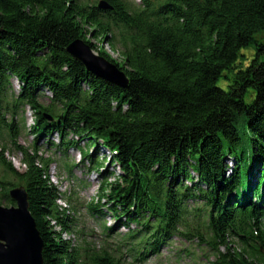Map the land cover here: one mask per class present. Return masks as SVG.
I'll use <instances>...</instances> for the list:
<instances>
[{
  "label": "trees",
  "instance_id": "trees-1",
  "mask_svg": "<svg viewBox=\"0 0 264 264\" xmlns=\"http://www.w3.org/2000/svg\"><path fill=\"white\" fill-rule=\"evenodd\" d=\"M107 1L114 11L89 0H0V204L15 205L9 190L25 186L44 264H120L88 242L63 240L72 218L59 210L49 161L12 143L21 129L3 119L29 106L33 131L39 138L57 133L58 149L78 148L74 136L118 151L120 174L112 182L103 163L81 152L105 178L99 201L89 206L95 215H104L107 199L117 226L137 225L129 235L147 236L150 249L175 235L199 237L214 255L210 264H264V201L252 198L264 182V0H142L137 8ZM88 36L120 47L121 60ZM78 39L127 74L126 90L67 53ZM12 77L22 84L10 99ZM44 91L52 94L48 104L40 101ZM12 152L22 153L24 171L7 159ZM189 202L203 206L189 209ZM189 211L208 216L207 234L178 232Z\"/></svg>",
  "mask_w": 264,
  "mask_h": 264
},
{
  "label": "rangeland",
  "instance_id": "rangeland-1",
  "mask_svg": "<svg viewBox=\"0 0 264 264\" xmlns=\"http://www.w3.org/2000/svg\"><path fill=\"white\" fill-rule=\"evenodd\" d=\"M89 1L97 5L100 0H89ZM126 1L132 6H135V4L138 6L141 5V0H126ZM88 40H91L93 44L97 45L98 47L104 46L105 47L104 50L108 54H110L112 59L117 60V61L121 60V55H120L121 49L120 48H117L116 51L113 52L110 49V46L104 42L101 44L99 40L97 41L96 39H93V38L92 39L89 38ZM244 52L248 58H251L253 56V50H247ZM20 86H21V83L17 81V79L11 80V91L9 92L10 97L15 96L20 91ZM45 94L46 96L43 102L48 103L49 98L51 96H50V93H48L47 91H45ZM25 112L26 113L24 114L23 119L26 123V128L24 130L25 133L20 137L19 143L24 147L25 146L32 147L36 143L38 150H40L42 154L53 157L56 164L50 170V178H51V182L58 189V192L59 193L66 192L67 194H69L75 188L79 187L80 186L79 184H82L81 186H83L82 188L84 189L82 196L84 197V200H87L88 202H90L98 198V192H99L100 186L104 183V178L99 176L96 172L90 173L89 171L90 162L89 161L83 162V160H81L79 150H76V149L68 150L66 154L64 155L60 151L57 152L58 149L56 147L48 146L47 143L49 140H51L53 143L59 142V137L57 136V134H53L51 137L38 138L34 133H32L31 128H33L35 125L34 120H33L34 116L32 114V111L29 108H27V110L25 108ZM20 119H22V111L20 112ZM5 120L11 121L13 120V118L10 115H6ZM16 124H19V123H16ZM69 138L70 139L74 138L75 140H78L77 138L73 136H70ZM79 146L80 148L85 150L88 147L87 141L86 140L80 141ZM90 149L91 151H95L94 147H90ZM95 155H96V159H98L99 161H102V159L106 157L104 172H106V175L110 177V180L113 181L115 177L120 174V170L116 163L111 162L110 152L106 151L102 146H99L97 153ZM22 158L23 157L20 154L18 155L14 154V157L9 156V159L12 161L15 168H17L19 171H23L25 169V167L21 163ZM66 162L70 165L76 166L75 168H73L74 170H73L72 175H69L66 171L63 170ZM229 163H230V167H232L233 163L231 162ZM79 201L83 202L82 199H80ZM64 203L68 207L71 206L64 201L58 202V204H60L61 207H65ZM103 203H106V201H104ZM195 206L196 205L194 203L192 202L189 203V207L191 209L194 208ZM198 207H201V204L198 205ZM77 217H78V221L80 218L82 226L93 227L92 219L88 217L84 212H82L81 215L76 216V218ZM104 218L108 225L115 224V219L112 216H110L109 213L108 214L106 213ZM132 228L137 230L136 226ZM122 230L124 231L123 228ZM124 232L126 233L127 229ZM70 235L65 236V238L67 240L69 239L74 240L76 236L74 237L73 235L71 236ZM76 239L78 240L77 237ZM196 244L197 242L190 244L189 242L187 243L184 240L174 238L170 248L166 247V249L164 250V254H166V258H164L160 264H207V255L209 254V252L207 251L206 248L197 247ZM186 248L191 250L193 255L192 256H182V257L180 256L181 258H178L177 257L178 251H180L181 249H186ZM152 260L154 259L150 260L151 261L150 264H158L157 261H152Z\"/></svg>",
  "mask_w": 264,
  "mask_h": 264
},
{
  "label": "water",
  "instance_id": "water-1",
  "mask_svg": "<svg viewBox=\"0 0 264 264\" xmlns=\"http://www.w3.org/2000/svg\"><path fill=\"white\" fill-rule=\"evenodd\" d=\"M99 7L112 9L107 2H101ZM67 52L97 78L118 87H128L127 74L95 54L83 40L70 44ZM10 195L18 206L10 209L0 206V264H44V242L29 210L28 194L20 187Z\"/></svg>",
  "mask_w": 264,
  "mask_h": 264
},
{
  "label": "bare ground",
  "instance_id": "bare-ground-1",
  "mask_svg": "<svg viewBox=\"0 0 264 264\" xmlns=\"http://www.w3.org/2000/svg\"><path fill=\"white\" fill-rule=\"evenodd\" d=\"M87 38L89 39L90 36H88ZM78 40H82V39H78ZM83 41H84V40H83ZM90 41H91V40H90ZM97 41H98V40H97ZM91 42H92V41H91ZM72 43H73V42H72ZM72 43H71V44H72ZM104 43H106L107 45H109V42H108L107 40H105ZM96 46H97V45H96ZM101 46H102V45H101ZM110 46L112 47V45H110ZM97 48L99 49L100 47L97 46ZM98 49H97V50H98ZM97 50L92 49V51H94V53H97V52H98ZM70 56H71V55H70ZM71 57H72V56H71ZM72 58H73V57H72ZM81 65H82V64H81ZM82 66H83V65H82ZM83 67H84V66H83ZM84 68H85V67H84ZM123 72H124V71H123ZM127 77H128V76H127ZM120 88H121L122 90H126V89H127V88H125V87H120ZM130 228H132V226H130ZM128 230H129V229H128ZM135 231L138 232L139 230H135Z\"/></svg>",
  "mask_w": 264,
  "mask_h": 264
}]
</instances>
